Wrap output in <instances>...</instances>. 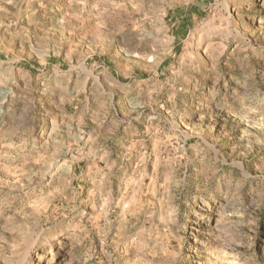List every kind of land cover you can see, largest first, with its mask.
I'll use <instances>...</instances> for the list:
<instances>
[{"label":"rangeland","instance_id":"rangeland-1","mask_svg":"<svg viewBox=\"0 0 264 264\" xmlns=\"http://www.w3.org/2000/svg\"><path fill=\"white\" fill-rule=\"evenodd\" d=\"M0 264H264V0H0Z\"/></svg>","mask_w":264,"mask_h":264}]
</instances>
